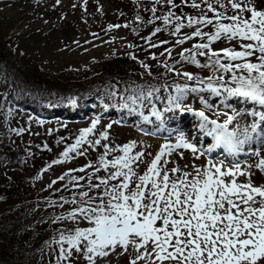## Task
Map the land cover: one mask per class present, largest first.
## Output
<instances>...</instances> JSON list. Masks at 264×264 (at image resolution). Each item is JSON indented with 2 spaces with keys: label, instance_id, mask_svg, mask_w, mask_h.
Listing matches in <instances>:
<instances>
[{
  "label": "snow or ice",
  "instance_id": "6c2138e0",
  "mask_svg": "<svg viewBox=\"0 0 264 264\" xmlns=\"http://www.w3.org/2000/svg\"><path fill=\"white\" fill-rule=\"evenodd\" d=\"M133 3L150 13L145 20L137 11L136 24H162L154 27L148 37H142L149 48L170 43L152 42V37L161 32L175 37V46L195 38L199 42L182 48L178 59L173 58L172 47L165 48L159 54L165 59L157 64L164 71L158 76L153 75L151 65L140 61L152 81L129 85L127 95L120 97L119 107L130 114L138 113L144 123L154 118L159 122L158 131H168L166 113H190L198 120L202 137L211 138V143L197 148L183 132H178L174 142L164 143L149 161L146 156L151 154L138 150L135 141L113 145L108 132L112 124L96 133L98 119L81 129L71 144L65 143L66 137L58 138L56 144H64L63 151L35 179L55 165L80 157L88 162L67 169L47 186L55 193H70V197L60 195L47 201L48 207L64 210L50 220L58 227L46 242L49 264H98V258L109 256L117 248L122 250L119 255L128 254V264H264V185L254 186L252 173L241 171L236 162V157L252 145L256 150L251 155L260 157L264 151V10L256 8L255 0ZM184 7L197 10L199 15L182 11L177 14L176 9ZM209 26L212 31H204ZM120 27L131 24L109 25L107 30ZM184 28L194 30L182 33ZM132 31L139 33L138 28ZM221 40L240 41L239 50H214L212 45ZM253 57L255 62L250 59ZM131 58L137 59L135 55ZM148 58L159 59L154 53ZM185 64L207 70L209 75L184 71ZM169 75L175 79L169 80ZM190 97L198 99L203 110H194L186 103ZM210 98H218L225 109L231 108V114L217 111ZM233 100L254 110H238L229 103ZM208 111L216 118H210ZM221 116L225 117L222 121ZM241 121L245 122L243 128ZM11 131L19 136L25 129ZM37 147L52 151L47 144ZM178 150H189L196 159L220 150L233 162L226 170H222L224 161L212 160L203 168L193 166L192 172L176 166L168 169L169 157ZM91 153H96L95 160L88 159ZM179 155L183 158L184 152ZM141 165L145 166L142 174ZM252 167L264 173V159L248 166ZM238 175L249 176L248 182L237 183ZM61 182L60 188H54ZM82 222L87 226L81 227Z\"/></svg>",
  "mask_w": 264,
  "mask_h": 264
},
{
  "label": "rangeland",
  "instance_id": "374dc122",
  "mask_svg": "<svg viewBox=\"0 0 264 264\" xmlns=\"http://www.w3.org/2000/svg\"><path fill=\"white\" fill-rule=\"evenodd\" d=\"M255 6L258 10H264V0H255ZM130 11L125 3L123 5L117 4V0H60L59 4L56 0H0V36L5 46L8 62L52 82L40 83L41 89H33L35 95L52 93L62 98V103L58 105L52 107L41 106L38 107L39 109H23L15 105L4 108V105L0 102L4 112H10L14 116L15 125L25 129L24 135L39 134V138L46 139L50 136L48 133L51 131V135H54V144H56V140L61 137L62 133H66L69 138L71 136L75 137L81 129L90 127L91 122L98 119L96 133L105 130L106 125L112 124L111 129H108L111 143L113 145H123L135 141L138 150L151 154L146 156L149 161L164 143L174 142L177 133L172 131L157 132L159 122L155 121L154 118L151 119V122L144 123L138 113L130 114L126 109H121L119 107L121 102L104 103L101 101L100 104L91 102L84 106L82 101L77 100L71 91L73 80L78 81L84 77L94 75L100 61L109 57L115 55L131 57V55H135L139 62L144 61L152 66L153 75H159L164 70L157 67V64L165 59L159 54L165 48L172 47L174 49L173 58L178 59V53L182 48H190L193 43L199 42V38H195L182 46H175L176 38L161 32L152 37V42L168 40L170 43L160 48H149L145 40L142 39V37L150 35L148 30L138 34L133 33V31L131 33L129 28L125 27L107 30L109 25L129 24L127 16ZM193 30L184 28L182 33H191ZM239 43L238 40L231 43L221 40L213 44L212 47L214 50L227 47H235L239 50ZM244 43H248V41H244ZM151 53L156 54L159 59H149ZM200 59L203 60V58ZM250 59L255 62L254 57ZM169 63H172V60H169ZM182 70L201 76L209 75L206 71L187 64L184 65ZM144 73L147 77H150L145 70ZM172 79H175V77L169 75V80ZM12 82L13 80L10 77H0V100L9 92L8 90L12 89ZM63 89H66V91ZM210 101L213 102V107L217 111H227L219 103L218 98H210ZM232 102L237 103L235 100ZM186 103L194 110H203L198 99L190 97ZM237 104L241 108L247 109L249 113L254 110L248 104ZM157 105L159 108V102H157ZM143 111L146 115L149 114L147 108ZM183 114L166 113L165 128L168 129L167 127L171 125L170 120L183 116ZM206 114L210 118H216L211 111L206 112ZM127 116H130L131 119ZM184 118L188 119L187 129H191L190 131L198 138L191 140L184 132L186 137L197 148L207 147L211 143V138H201L202 133L197 131L199 129L198 125L193 128L198 120L190 113H186ZM224 118V116H221L219 119L222 121ZM240 123L243 128L245 122L241 121ZM153 132L156 134L151 135L150 133ZM170 133L171 139H169ZM51 149L57 151L55 146ZM180 151L184 152L183 158H180ZM251 153V148L246 149L244 153L236 157V162L241 165V171L252 173L251 180L254 186L264 185V173H260L255 167L248 168L249 165H255L263 158L253 160L249 158L252 156ZM46 154L50 159L53 152L48 151ZM223 157L222 159H215L209 154H205L196 159L189 150H178L169 157L171 162L167 165V168L171 169L176 166L181 171L192 172L193 166L203 168L207 166L208 160H212L213 162L224 161L222 170H226L233 161L226 155ZM92 158H96V153H91L88 157L91 160ZM78 159H81L79 166L88 162L84 157ZM75 161L66 163L64 167L69 169ZM61 168L59 165L53 166L43 176L42 183L50 184L53 179L61 174L59 171ZM144 168L145 166L141 165L139 169L141 174ZM224 179L230 181L231 177H225ZM248 179L249 176L247 175H238L237 183H247ZM60 210L62 212L63 209ZM68 226L72 225L68 224ZM80 226L85 227L87 224L82 222ZM121 251L117 248L116 252L111 253L109 256L98 258V264H128V254L119 255ZM81 264H84V262L81 261Z\"/></svg>",
  "mask_w": 264,
  "mask_h": 264
},
{
  "label": "trees",
  "instance_id": "16d2710c",
  "mask_svg": "<svg viewBox=\"0 0 264 264\" xmlns=\"http://www.w3.org/2000/svg\"><path fill=\"white\" fill-rule=\"evenodd\" d=\"M124 3L131 10L127 16L129 24L133 28H138L139 33L148 30L150 34L154 27L162 26L160 21L154 25L136 24L134 18L137 11L145 20L150 13L144 12L142 6L138 8L133 0H117L119 5ZM176 3L179 4L180 0H176ZM181 11L188 15H199L197 10L190 7L176 9L177 14H180ZM160 14L158 13V15ZM131 27L128 28L132 33ZM204 31H212L211 26L205 28ZM204 71L208 73L207 70ZM0 77H10L13 80L12 89L8 90L9 92L0 100L4 108L15 105L23 109H35L62 103V98L52 93L35 95L33 89H41L39 84L48 83L49 80L9 63L1 36ZM145 81H152V77L146 76L137 59L133 60L127 55H115L100 61L94 75L78 81L73 80L71 91L84 105H87L88 102L100 104L101 101L117 103L121 102L122 95H127L125 89L129 85ZM49 83L52 82L49 81ZM63 90L66 91V89ZM113 92L116 93L115 96L112 95ZM13 118L14 116L10 112H4L0 104V264H49L51 257L46 242L55 235L54 230L58 227V225L50 223V220L61 210L48 207L47 201L57 199L60 195L70 197V193L67 191L55 193L52 189H48L49 183H42L46 173H43L39 180L35 177L40 174L41 169L48 162L59 156L63 151L64 144L59 146L54 144V135H50L46 139L39 138V134L16 135L11 129L19 127L15 125L16 120ZM61 137L68 138L65 141L67 144H71L74 139V136L69 138L66 133H62ZM44 144L50 148L57 147V151H49L53 152L50 159L46 154L48 151L43 152L37 147ZM29 151L32 153L31 157L28 155ZM80 160L76 159L69 169L80 167ZM65 165H59L62 167L59 170L61 174L68 169L64 167ZM76 175L82 174L76 173ZM62 183H58L54 188H60Z\"/></svg>",
  "mask_w": 264,
  "mask_h": 264
},
{
  "label": "bare ground",
  "instance_id": "6f19581e",
  "mask_svg": "<svg viewBox=\"0 0 264 264\" xmlns=\"http://www.w3.org/2000/svg\"><path fill=\"white\" fill-rule=\"evenodd\" d=\"M230 102H231V105L233 107L237 108L238 110L245 109L244 107L241 108V106L239 104H237V103H233L232 101H230ZM226 110H227L228 113H231V108H228ZM185 115H186V113H184L183 116H180L178 118H173L172 120H170L169 123L171 125L168 127L167 130L168 131H172L174 133H178V132H183L184 133L185 132L187 134V136L190 137L191 140H195L198 137H197V135L193 134V132L190 131L191 129L190 130L187 129L188 128V125H187L188 119L184 118ZM128 118L131 119L130 116ZM132 122H133V120H132ZM197 125H198V121H197L196 124H194L193 128L197 127ZM197 131H199V129ZM160 132H164V131H160ZM201 138H204V137H201ZM248 148L252 149V153L256 150V146L255 145H252L251 147H248ZM248 148H246V149H248ZM209 156H211L212 158H215V159H222V158H224L223 156H225V154L222 151L217 150L215 153L209 154ZM249 158H252L253 160H256V159H259V158H263L264 159V151L261 152V156L260 157H256V156L252 155Z\"/></svg>",
  "mask_w": 264,
  "mask_h": 264
}]
</instances>
